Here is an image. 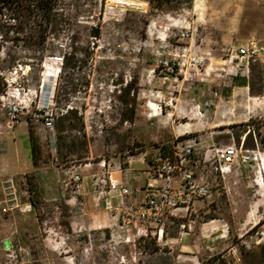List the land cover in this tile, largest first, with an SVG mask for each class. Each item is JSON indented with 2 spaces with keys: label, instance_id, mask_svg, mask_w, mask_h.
Returning a JSON list of instances; mask_svg holds the SVG:
<instances>
[{
  "label": "rangeland",
  "instance_id": "rangeland-1",
  "mask_svg": "<svg viewBox=\"0 0 264 264\" xmlns=\"http://www.w3.org/2000/svg\"><path fill=\"white\" fill-rule=\"evenodd\" d=\"M146 1L147 11L138 13L111 8L108 0H62V8L73 18L72 30L45 45L47 56L39 66L32 59L36 53L21 43L2 45L0 87L4 88L0 95L22 87L31 90L29 101L34 100L36 91V103L42 96L48 99L51 95L57 113L65 105L76 108L86 122L87 145L88 137L99 139L101 155L99 159L82 161L83 165L97 163L105 157L109 159L113 154L129 155V149H133L130 153H137L139 146L150 153L154 145L170 144L182 137L190 142L195 140L197 150L203 154L212 143L239 146L241 137L253 129L258 147L250 132L246 148L258 149L261 160L258 165L252 162L233 166L224 179L217 177L213 169L212 174L204 177L212 197L194 201L186 216L182 212V216L165 217L159 237L154 234L153 226L139 223L136 212L130 210L131 205L126 211L112 212L105 217L93 215L92 207L88 212L89 206H82L79 194L72 190H65L61 201H45L39 190L37 172L31 165L28 140L20 138L18 163L11 172L15 173L16 194L19 196L17 181L19 191L22 187L28 191L29 202L19 196L24 206L8 213L2 211L5 196L0 202V264H200L203 260L232 264L236 258L240 264H264V256L258 253L259 246L250 239L264 225V145L260 144V140L264 143V74L260 70L261 73H252L249 85L244 86L262 105L258 114L244 122L254 123L249 127L240 125L231 129L229 126L233 124H230L206 130L198 126L207 120V116L205 120L197 118L202 109L195 107L194 114L186 115L180 108L173 111L172 107H163V100L174 99L178 88L173 87L172 80L163 81L158 72H151L159 54L171 56L166 53L168 48H164L165 42L170 41L169 34L189 28L188 43L205 58L207 66L211 62L215 68L211 75L216 74L217 81L210 84V90H218L219 98L228 101L232 88L241 87L233 85V78L239 80L241 76L216 70L221 68L217 62L225 59L239 43L249 39L264 41V0H168L157 9ZM96 25L100 36L95 40L88 30ZM72 36L76 40L75 59L81 61L77 63L80 68L63 73L61 57L71 51L68 38ZM172 43L174 48L176 42ZM51 51L55 54H49ZM8 53L15 61L11 62ZM23 101H26L21 104L23 117L34 128L41 123L33 116V106L37 104L33 102L28 112L27 100ZM0 108L3 109L1 100ZM101 109L103 112L99 114ZM37 133L47 149L46 139ZM63 136L67 149L72 151L64 159L58 158V163L49 156L48 165L53 168L74 161L73 152L82 151L78 128L65 131ZM11 152L12 156L16 154ZM125 159L121 160L123 164ZM79 163L74 161L68 165ZM23 172L27 173L20 174ZM59 172L61 177L60 169ZM21 175L23 178L19 180ZM10 177L3 183L6 195L12 191L7 189ZM50 179L54 181V175ZM29 180L36 187L33 198L28 190ZM90 185L91 180H87L86 188ZM70 197H74L72 202L66 201ZM30 199L36 202L35 207L31 206ZM26 203L29 207H25ZM80 209L88 213L83 211L84 216L77 217ZM210 217L216 219L209 220ZM210 221L216 223L207 224ZM258 222V228L250 233ZM231 246L236 251L229 254Z\"/></svg>",
  "mask_w": 264,
  "mask_h": 264
},
{
  "label": "built area",
  "instance_id": "built-area-1",
  "mask_svg": "<svg viewBox=\"0 0 264 264\" xmlns=\"http://www.w3.org/2000/svg\"><path fill=\"white\" fill-rule=\"evenodd\" d=\"M111 8H119L125 11L145 13L147 11L146 0H108ZM169 39L177 43H184L190 39L189 28L171 32ZM239 67L242 68L240 74L249 76L251 67H257L264 74V43L256 39H249L246 43L240 44L236 49L230 52ZM152 73L158 72L163 81L170 78H183L187 83H193L197 80L203 81L206 78L208 69L205 64V58L197 53H172L170 57L158 55ZM190 69L191 74H187ZM11 78V73H9ZM10 86V83H8ZM8 86V87H9ZM13 92L0 95L5 117L10 126L17 125L23 120V106L27 100L28 112L29 106L36 103L37 93L34 91V100L29 101L31 90L22 87L12 88ZM8 94V95H7ZM15 94V95H14ZM32 95V94H31ZM33 106L35 108L34 117L36 121L40 119L46 130V146L53 162L58 163L56 149V137L54 128V118L57 112L54 109L51 95L48 99L42 96ZM22 98V100L20 99ZM219 99L218 90H210L209 96L204 99L201 106L196 108L210 110L215 107ZM174 99L163 100V107L173 106ZM162 110V109H161ZM102 109L98 111L101 114ZM80 114V113H79ZM252 132L256 148L258 142L253 131L248 130L247 134ZM246 133L241 137L240 144L235 143L218 146L212 143L210 147L201 154L196 148V141L175 139L170 144L159 145L149 156L144 152V157H149L150 168L143 187V199L138 202L136 208L129 206L131 211L136 212V217L142 226H153L154 234L161 237L163 233L162 221L165 217L182 216L181 213L188 212L192 203L196 200H206L212 197L210 185L204 178L205 167L212 166L217 177L222 179L230 172L233 166L239 164L246 165L254 162L258 165L261 160L258 149H244ZM260 140V144L262 145ZM61 171V184L63 189L72 190L73 193L81 191L82 177L73 167L67 165L58 166ZM8 190L10 191L2 201L3 213L11 212L24 206L21 198L14 190L13 178L8 179ZM9 196V198H7ZM259 223V222H258ZM258 223L254 224L257 225ZM159 225V228L157 229ZM252 227V228H253ZM251 243L255 246L264 244V225L250 236ZM236 248L233 249V252ZM232 264H240V259L236 258Z\"/></svg>",
  "mask_w": 264,
  "mask_h": 264
},
{
  "label": "crops",
  "instance_id": "crops-1",
  "mask_svg": "<svg viewBox=\"0 0 264 264\" xmlns=\"http://www.w3.org/2000/svg\"><path fill=\"white\" fill-rule=\"evenodd\" d=\"M256 40L260 43H264V41H262L261 39ZM172 42L173 41L171 40L165 42L164 48H168L166 53L172 54L176 52L180 54L183 52H187L198 54V52L193 49L192 43H188V41L186 42V44L176 42L174 48H172ZM239 44L232 50L236 49ZM217 65L221 66V68H217L216 70H221L223 72H226L227 74H234L244 77L240 74L242 68L239 67L236 59L232 55H230V53L226 55L225 59H220L217 62ZM207 67L208 69L206 71V78L203 81L197 80L193 83H187L183 78L180 77H178L177 79L170 78L168 80H172L173 82H175L173 84V87L178 88V94L176 97H174L172 106L173 111L180 108V110H183L186 115L187 113L194 114L193 112L196 105L202 104L204 99L209 96V86L210 84H213L217 81V75H211L215 72L213 63H208ZM191 72L192 71L190 69H187L186 71L187 74H191ZM185 85H188L189 88L186 89ZM227 98L228 101H224L223 99L221 100V98H219L215 107L210 110L202 109L200 112L201 115L197 116V118L205 120L207 116V120L205 124L198 123V126H201V128L205 127L206 130H210L218 126L244 123L258 114L262 106L258 101L256 102L258 98L250 96L249 92L247 91V87L244 86H241L240 88L233 87L230 96H228ZM86 128L87 127L85 124V129ZM34 129H36L37 132H39L43 135L44 138H46V130L42 123L35 125ZM28 130L29 124L27 118H23V120L17 125L10 126L5 117L4 110L0 108V202L3 197L6 196L5 191H3V183L11 175H15V173L11 172V169L18 163L17 153H19L21 140L20 138L28 140ZM98 145L99 139L93 140L88 137L87 154H85L86 158L82 161L85 162L93 160L95 158L99 159L101 155L99 154ZM11 151H15L16 154L12 156ZM147 151L148 150H146L145 152L147 153ZM44 153L45 155L49 154L48 149L45 148ZM124 158H126L124 162L126 166H124L121 161ZM69 163L72 164L73 162L70 161ZM68 164L66 165L78 169L79 173L81 174L82 185L81 191L78 194L81 198L82 206H85V208L89 206L87 210L88 212L89 208L92 207V209H94L92 210L93 215L99 214L108 217L109 215H112V212H123V209H125L126 211L128 205H137L138 202L143 199V187L148 175V170L150 168L143 153L132 156L124 154H113L109 159H106L105 157L103 160L100 159V161L97 163L86 162L83 165V163L80 162L78 165ZM46 166L47 167H41L36 171L39 190L43 195L45 201H61L62 197H64L63 194L66 189L64 190L61 184V177L59 172L60 168H53L51 167V165ZM212 172L213 167L207 165L205 167V174L203 176L205 177L207 174H212ZM25 173L27 172H23L20 174L24 175ZM50 175L51 177L54 175V181L53 179H50ZM22 178L23 177L21 175V177H19V180ZM87 180H91V185L86 188ZM106 182L108 183L107 187H105ZM16 186V191L22 198V200L25 199L28 201V191L26 189L24 190L23 187L22 190L19 191L17 181ZM69 190L70 189H67L66 192ZM73 198L74 197L67 198L66 201L69 200L70 202H72ZM25 207H29V203H26ZM83 211L85 212L84 209H80V211H77V217H83ZM107 220L111 222V219L107 218ZM213 221H210L207 224L216 223ZM228 252L229 254H232V246L230 247V249H228Z\"/></svg>",
  "mask_w": 264,
  "mask_h": 264
},
{
  "label": "trees",
  "instance_id": "trees-1",
  "mask_svg": "<svg viewBox=\"0 0 264 264\" xmlns=\"http://www.w3.org/2000/svg\"><path fill=\"white\" fill-rule=\"evenodd\" d=\"M168 0H157L152 1L149 0L148 2L153 4V6L157 9L160 8L162 2H166ZM62 0H0V49L2 45L6 42H11L15 46L18 44H22L27 50H31L36 53L32 57L33 61H35L36 65L39 66L42 60L47 56V50L45 45L48 42L54 41L60 37L61 33L70 32L73 26V18L70 14L62 8L61 4ZM161 2V3H160ZM160 5H157V4ZM89 36L93 39H98L100 36V29L99 26H92L89 27ZM12 33V37H9L7 34ZM70 41L69 48L70 52L65 53L62 55V66L61 72H67V69H79L80 67L77 65L80 60L75 59L76 48L75 45V37L68 38ZM95 43L93 42V45ZM63 49L65 47H62ZM49 54H55L54 51H51ZM9 58H11V62L15 61L14 57H11V54H7ZM52 56V55H49ZM18 59H16L17 61ZM29 66H32L29 64ZM254 72H260L257 67H251L250 73L248 77H241L239 80L237 77L233 78V85L237 86H247L249 85L248 79L250 75ZM261 73V72H260ZM4 87H0V91H2ZM85 88H88V83L85 84ZM58 91L60 88H56ZM64 93H67L64 91ZM62 93H60L61 95ZM59 96V95H58ZM69 103V100H65ZM58 102V101H57ZM68 106V105H67ZM63 111L57 113L54 118V128H55V137H56V149H57V156L58 158L64 159L65 155L71 154V149L68 150L66 146V139L63 136V133L67 130H75L78 128V133L81 135L82 139L80 140V146L82 151L73 152V156H76L74 161L82 162L86 158L87 154V139L85 134L84 128V118L79 115L78 110L76 108L61 107ZM254 123L251 121L250 123H240L238 125H230L229 128L233 129L236 126H247L249 127L250 124ZM255 133L254 129L251 130ZM247 138V135H246ZM246 138L244 142V147H247ZM184 140V137L178 139ZM262 141V140H261ZM165 145V144H161ZM264 145V143H262ZM28 146H29V157L31 161V165L33 171H37L41 167H45L48 165V158L50 154L45 155V145L41 140L40 135L35 131V129L29 124L28 130ZM138 146V145H137ZM158 145H154L152 148L153 152ZM139 151L137 153H130L133 149H129V155H136L139 153H144L146 149H141V146L137 148ZM148 153L149 155L151 154ZM148 155V156H149ZM146 157V162L150 167V159ZM65 161V160H64ZM74 162L73 160H70ZM68 161L67 163H69ZM60 162H63L62 160ZM58 167V165L56 166ZM28 190L31 197H34L36 194V187L28 182ZM31 206L35 207L36 202L30 199ZM216 219L215 217H210L209 220ZM259 224V223H258ZM255 225L250 233H254L255 230L258 228ZM264 244L259 246L258 253L260 256H264ZM200 264H212L208 261H202ZM254 264V263H253ZM258 264V263H256Z\"/></svg>",
  "mask_w": 264,
  "mask_h": 264
},
{
  "label": "bare ground",
  "instance_id": "bare-ground-1",
  "mask_svg": "<svg viewBox=\"0 0 264 264\" xmlns=\"http://www.w3.org/2000/svg\"><path fill=\"white\" fill-rule=\"evenodd\" d=\"M46 67V66H45ZM44 72V71H43ZM44 79V78H43ZM46 81V80H45ZM189 125V124H188ZM188 133V132H187Z\"/></svg>",
  "mask_w": 264,
  "mask_h": 264
},
{
  "label": "water",
  "instance_id": "water-1",
  "mask_svg": "<svg viewBox=\"0 0 264 264\" xmlns=\"http://www.w3.org/2000/svg\"><path fill=\"white\" fill-rule=\"evenodd\" d=\"M263 249H264V246H263Z\"/></svg>",
  "mask_w": 264,
  "mask_h": 264
}]
</instances>
